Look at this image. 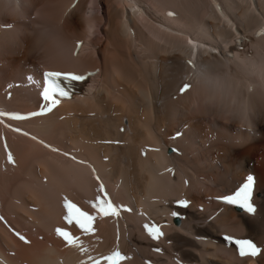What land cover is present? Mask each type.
Masks as SVG:
<instances>
[{"label":"bare ground","instance_id":"6f19581e","mask_svg":"<svg viewBox=\"0 0 264 264\" xmlns=\"http://www.w3.org/2000/svg\"><path fill=\"white\" fill-rule=\"evenodd\" d=\"M48 69L90 78L73 100L25 124L94 162L119 186L118 200L133 203L118 225L101 220L90 244L111 249L119 237L124 264H264V247L251 260L231 246L234 237L264 245V0H0V104L36 107ZM7 138L15 158L4 163L0 145L1 210L30 243L0 223V264H74L75 249L63 248L54 229L63 202L96 197L97 184L86 167ZM251 172L255 214L225 207L210 220L214 197ZM180 196L192 202L187 219L166 239L145 238L138 210L161 219Z\"/></svg>","mask_w":264,"mask_h":264},{"label":"snow or ice","instance_id":"6c2138e0","mask_svg":"<svg viewBox=\"0 0 264 264\" xmlns=\"http://www.w3.org/2000/svg\"><path fill=\"white\" fill-rule=\"evenodd\" d=\"M191 63V62H189ZM45 79L51 82V87H45L44 91L42 92V96L44 100H49L50 94L51 95H60V96H67L68 93L59 85V80H71V81H81L84 79L82 76L65 74L61 75L60 73H48L45 76ZM189 87V85H184L181 91L183 92ZM55 103V100L52 101ZM2 115V113H0ZM10 118L12 119H23L24 117L19 115H11ZM12 157L9 155V161L11 162ZM253 178L251 176L247 177V182L243 183L242 187H240L237 191L234 192L232 195H226L223 200L225 203L232 205L236 204L239 205L241 208L246 209L250 214L255 212V208L252 203V195H253ZM101 190H103L101 188ZM96 209L102 215H115L117 209L113 206L110 202L103 201L98 202L95 205ZM65 208L68 211V222L71 223L73 217H75L76 224L85 232L87 233L90 230L91 222L96 218L94 216L89 215L87 212L82 211L79 209L75 204H71L66 202ZM175 215V213H174ZM146 230L149 232V235L152 236L154 239L158 238L161 233L158 232L155 228H148L146 226ZM57 234L60 235L66 243L75 247L74 239L70 238V234L65 232L61 229H57ZM20 239H24V237H20ZM226 239H231L230 237H226ZM239 248V254L241 256L251 255L255 256L258 254V250L256 246L251 241H237L236 242ZM126 257L122 256L119 251L113 253L112 256L107 257V259L111 262V264H118L119 261L125 259Z\"/></svg>","mask_w":264,"mask_h":264},{"label":"rangeland","instance_id":"374dc122","mask_svg":"<svg viewBox=\"0 0 264 264\" xmlns=\"http://www.w3.org/2000/svg\"><path fill=\"white\" fill-rule=\"evenodd\" d=\"M92 6H95V3H93V4H91ZM91 5H89V6H91ZM63 23H60L59 25H58V28H62L63 26ZM184 130H187V128H185ZM244 131H246V130H244ZM213 202V201H212Z\"/></svg>","mask_w":264,"mask_h":264}]
</instances>
